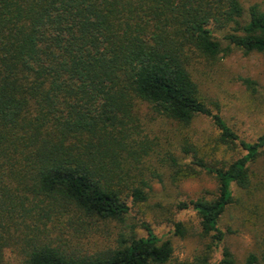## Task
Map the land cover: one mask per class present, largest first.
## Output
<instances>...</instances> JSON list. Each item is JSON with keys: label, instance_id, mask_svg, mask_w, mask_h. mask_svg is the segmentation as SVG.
<instances>
[{"label": "trees", "instance_id": "1", "mask_svg": "<svg viewBox=\"0 0 264 264\" xmlns=\"http://www.w3.org/2000/svg\"><path fill=\"white\" fill-rule=\"evenodd\" d=\"M230 46L264 59V4L0 0V264L15 245V264H237L226 214L254 239L244 264H264V132L241 138L202 100L197 77ZM141 106L149 121L175 124L173 142L145 132ZM199 116L220 153L187 134ZM151 159L215 180L210 194L174 204L198 218L202 247L190 260L173 261L169 238L126 222L130 203L148 199ZM169 222L185 236L184 222ZM98 224L120 228L83 248Z\"/></svg>", "mask_w": 264, "mask_h": 264}, {"label": "rangeland", "instance_id": "2", "mask_svg": "<svg viewBox=\"0 0 264 264\" xmlns=\"http://www.w3.org/2000/svg\"><path fill=\"white\" fill-rule=\"evenodd\" d=\"M242 2L245 7L252 3L264 4V0ZM222 44L223 47L227 45L225 41ZM198 76L202 100L212 112L221 115L241 138L253 140L264 132V59L261 54L256 52L245 54L230 46L220 53L212 65L202 67ZM247 81H253L254 88ZM139 113L146 116L144 128L150 137L158 135L161 141H164V137H168L170 141L174 140L175 124L161 119L149 121L145 106L140 107ZM185 130L193 141L200 140L196 144L202 152L216 154L221 152L222 149L217 150V145L212 141L216 129L209 117H197ZM175 153L180 156L178 151ZM147 165L149 170L153 171L150 175L151 189L148 192V199L142 204L130 203L126 222L133 225L138 234L144 233L141 226L144 222L157 235L169 238L173 246V261L190 260L202 247V239L198 235V218L191 209L177 212L174 204L178 200L210 194L215 189V180L201 170L185 176L183 173L175 176L168 167L159 165L155 159L147 161ZM257 165L256 168L263 166V162ZM169 220L184 222L187 228L185 236L174 235ZM222 225L231 231L226 236L224 244L233 253L237 264H244L246 256L255 247L251 233L240 224L238 218L228 214L223 218ZM98 226L100 229L96 233L86 234L83 248H94L107 239H113L120 228L115 224H110L109 227L99 224ZM19 250V245L4 249L3 264H15L20 258Z\"/></svg>", "mask_w": 264, "mask_h": 264}]
</instances>
